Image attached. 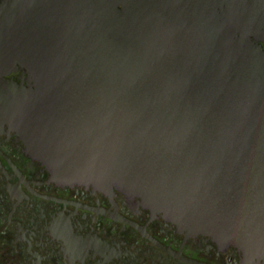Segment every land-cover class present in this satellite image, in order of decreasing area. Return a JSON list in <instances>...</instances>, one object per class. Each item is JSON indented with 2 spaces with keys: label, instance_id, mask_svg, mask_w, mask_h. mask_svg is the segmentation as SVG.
Here are the masks:
<instances>
[{
  "label": "water",
  "instance_id": "95a60500",
  "mask_svg": "<svg viewBox=\"0 0 264 264\" xmlns=\"http://www.w3.org/2000/svg\"><path fill=\"white\" fill-rule=\"evenodd\" d=\"M17 1L0 75L28 87L0 103L55 179L264 264V0Z\"/></svg>",
  "mask_w": 264,
  "mask_h": 264
},
{
  "label": "flooded vegetation",
  "instance_id": "af4514ba",
  "mask_svg": "<svg viewBox=\"0 0 264 264\" xmlns=\"http://www.w3.org/2000/svg\"><path fill=\"white\" fill-rule=\"evenodd\" d=\"M9 2L18 3L0 0V13ZM28 78L21 67L0 75V93L8 85L28 87ZM0 264L263 262L237 245L183 230L121 190L58 182L0 103Z\"/></svg>",
  "mask_w": 264,
  "mask_h": 264
}]
</instances>
